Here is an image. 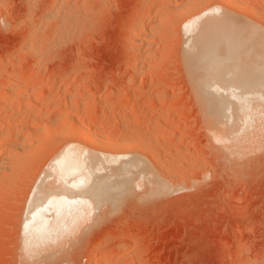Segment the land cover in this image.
Segmentation results:
<instances>
[{
	"label": "rangeland",
	"instance_id": "374dc122",
	"mask_svg": "<svg viewBox=\"0 0 264 264\" xmlns=\"http://www.w3.org/2000/svg\"><path fill=\"white\" fill-rule=\"evenodd\" d=\"M190 1L0 0V96L7 107L0 128L20 124L0 155V264H89L99 255L124 264H264V100L249 95L242 119L231 120L233 134L226 117L224 132L211 128L208 101L194 82L201 71L194 74L197 64L187 62L196 51L184 17L203 6ZM221 1L210 0L218 15L231 13L264 32V0H247L258 19ZM150 2L157 5L147 13ZM10 78L13 89L3 91ZM29 81L33 87L20 91ZM39 95L51 102L38 112ZM67 122L91 133L101 126L106 143L130 142L116 151L123 153L118 161L101 166L113 185L123 176L111 172L127 160L144 163L124 174L131 192L117 207L92 204L89 222L54 249L27 253L22 226L51 154L74 141L87 153L93 148L62 130Z\"/></svg>",
	"mask_w": 264,
	"mask_h": 264
},
{
	"label": "bare ground",
	"instance_id": "6f19581e",
	"mask_svg": "<svg viewBox=\"0 0 264 264\" xmlns=\"http://www.w3.org/2000/svg\"><path fill=\"white\" fill-rule=\"evenodd\" d=\"M222 1L224 3H226L227 6L229 5L233 8L235 7L238 10L244 11L249 15H255L257 17V15H256L257 12H256V10H254L257 7L254 6L255 7L254 8L253 6L249 5L252 0L250 2L247 0H222ZM222 1L220 3H222ZM190 2H191L190 3L191 5L193 4V6H197V4L199 5L200 3L203 4V6L200 9L201 5H199V8H198V10L200 9L199 12L192 14L190 11V13L192 15L189 14V17L186 19L184 17V20H185L184 30L186 32V35L187 34H189L190 36L193 35L192 43H189V44H192L190 47H192L193 50L196 51V53L194 55H190V53H189V55L187 56L188 57L187 62L189 59L188 63H190V61H191L192 63H196L197 66L199 67L198 68L196 66L197 69L193 70L194 65L192 63L189 64V65H191V64L193 65V67H191V71L194 74L198 73L196 71H199V70L201 71V75L197 76V79L195 78L196 76L194 77L196 79V81H194V82L198 83V86L196 85L197 87H199V88L196 87L199 90L198 93H201V96L205 97L206 100L208 101L209 105L206 104L205 106L206 107L209 106L208 108L210 109L211 114H210V111L208 110V108H206L204 110L205 111L208 110L209 112L207 111V114L209 113L211 115V116H209L212 118V122H213L211 125V128L213 127V128H215V130H216V128L222 129V131L221 130L220 131L224 132L223 127L222 128H220V127L223 126V124H224L223 121L226 122L224 120L225 117H226V120L229 118L230 123H231V120H233V119H234L233 120L234 123H235V119H236V123L237 122L239 123V120L242 119L243 111L247 108L249 102L251 101L249 98V95L258 96L260 99L264 100V32L261 31V29H259L257 26L251 25L248 22L239 21V19H236L237 17H235L234 15L231 16V13H230V15L229 14L218 15L217 13L221 9L220 8L215 9L216 7L212 8L213 6H211L210 0H191ZM153 3L150 2V4L147 3L146 6H144L145 7L144 10L147 13L150 12L151 9L157 5L156 3H154V4ZM168 3H169V1H168ZM212 5H214V4L212 3ZM193 6L190 7V5H189L190 9ZM217 6H221V5L218 4ZM249 6H251L252 9ZM159 7H162V6H158V8ZM163 7H165V6H163ZM189 7H187V8L189 9ZM225 7H222V8H225ZM159 9H161V8H159ZM182 9H183V7H182ZM193 9H194V7H193ZM261 11H263V10H261ZM192 12H194V11H192ZM259 16H260V14H259ZM258 17H257V19H258ZM135 24H137V23L135 22L133 24V26ZM134 27H136V25ZM147 38H150V37H147ZM194 74H193V76H194ZM194 78H193V80H195ZM12 81H13V78L8 79L7 84L5 85L6 89L4 88L5 90H3V91H7V90L10 91L11 90V88L13 86L11 84ZM197 83H194V86ZM31 87H33V83H32V81L31 82L29 81L21 87L20 91L25 90V89L29 90V88H31ZM196 92H197V90H196ZM3 96L5 97V95H3ZM201 96H199V99L201 98ZM4 97L0 96V111L1 112L5 111V108L7 109V107H5V105H4V103H5ZM159 101L161 103H166V98L162 97L159 99ZM36 102H37V105L34 108H36L35 111H38L41 109V104H40L41 102L43 104L44 102L49 103L51 101H48L47 99H44L43 96L39 95ZM201 102L202 101H200V103ZM105 104H107V103H105ZM29 110L30 109H28V114L30 112ZM26 113H27V110H26ZM227 113L230 115L229 117L227 116L228 115ZM30 114H31V112H30ZM211 118H208V119H210V121H211ZM8 119H10V118H8ZM90 120L91 119H89V121ZM59 121H60V119H59ZM61 121H62V117H61ZM230 123H229V125H230ZM21 124H22V122H21ZM61 124H63V123H61ZM12 125L13 126H11V127L7 126L8 128L6 127L7 129L5 131L2 128H0V155L5 151V149H7L9 147L8 144L12 143V141H10V140H12V137L14 136V133L16 132L15 130L17 128V125L19 126L20 124H15V125L12 124ZM50 125L53 126L52 124H50ZM55 125H56V123H55ZM57 125H56V127H57ZM67 125H68L67 127L65 126V128H61V129L62 130L64 129L65 132H70V134H71V132H72V134L77 133V135H79L80 138H83L82 139L83 141L85 140L84 142L89 143L93 148H91L92 150L90 149V151L87 153L86 151H84L86 148L84 150L81 149L83 147L77 146L74 143L75 142L74 141V142L66 143L62 147L60 146L61 148L59 147L58 148L59 150L57 149L58 151H55L56 153L54 152L55 153V154H53L54 156H52V154H51L50 157H52V158H51V160L49 159L50 163H49L48 172L45 173L46 174L45 178H42V180L39 182V184L35 188L34 195H33L34 200H33L32 204L30 203L31 206L29 208V211L27 213L26 218H24V222H23V226H22L23 227L22 228L23 229V236H24L23 247L27 253H34L37 250H40L42 248H44L43 250L47 249L49 252H50L51 248L54 249L55 245L63 242L62 240H64L65 237L68 238L69 235L74 233V230L77 229V227L81 223L83 224L84 220L88 216L91 215L92 204H95V206H97L96 208H98L100 210H101V207L104 206L105 204L106 205L111 204V205H113V208H114V205L117 203V201L118 200L120 201L122 199L121 198L122 195L126 194V192H128V194H130V192H131V191L129 192V190L131 189L130 185H129V180L125 179L127 177V175L124 176V174H128V175L131 174V171H129L130 166H131L130 169H132V172H134V168L137 167L140 162L142 164L144 163V162H142L141 159H140L141 161L136 160L138 158H135V157H134L135 160H134V158H133V160L132 159L131 160L129 159V161L127 160V162H125L121 168H117L116 170L111 172V174L115 173L114 174L115 176L116 175L119 177L123 176V177H121V178H123V180H121L122 182L119 183V185H118V183H116L117 186L115 184L113 185V183L111 181L109 182V179H110L109 175L110 174H108L107 176H102L103 174H101V169H102L101 166H103V167L108 166L107 165L108 163L115 162L113 160L118 161V159H116V158L123 156V153L120 150V152L122 153V155H121L120 153H117L116 151L119 149H122V150L125 149L126 147H128L127 144H129L130 142L127 143L128 142L127 141L125 143V142H122L123 141L122 140L121 141L122 143H120L122 146H119V144H118L119 142L118 143H114V142L110 143L108 141L106 143L104 140L101 139V137L99 135V131H100V129H102V128H100L101 126L99 127L100 129L97 128L94 130L95 132L91 133V130L90 131L86 130V129L82 128L81 126H78V124L77 125L75 124V126L73 124H71L73 126H71V125L69 126V124L67 122ZM162 125H164V124H162ZM225 125H227V124L225 123ZM234 125H236V124L232 125V123H231L230 126H232V128L231 127L229 128V126L227 125V127H228L227 129L229 130L228 131L229 134L232 132L230 129L234 130V127L238 126V125H236V126H234ZM47 126L50 128L49 125H47ZM88 126H90V125H88ZM59 127H62V125ZM96 127H98V126H96ZM121 127H122V125H121ZM64 131L62 133H64ZM126 131H127V129H126ZM233 132H232V134H233ZM56 133H58V132H56ZM116 133H118V132L116 131ZM225 133H226V135H228L227 130L225 131ZM211 134H213V133H211ZM125 135H126V133H125ZM158 135H159V133H158ZM15 136H16V134H15ZM31 136H29V137H31ZM63 136H64V134H63ZM119 136H120V134H119ZM67 137H68V135H67ZM75 137H77V136H75ZM215 137H217V136H214V138ZM112 138L114 139V137H112ZM124 138H126V137H124ZM72 139H73V137H72ZM74 140H75V138H74ZM135 141H136V139H135ZM9 142H11V143H9ZM19 142H22V141L20 140ZM77 142H78V140H77ZM131 144H132V142H131ZM57 145H59V144H57ZM27 148L29 149V147H27ZM30 148H32V147H30ZM40 148H41V146H40ZM51 148L49 150H51ZM11 149H13V148H11ZM45 149L46 148H44V150ZM7 150H9V148ZM44 152H46V151H44ZM4 155H6V153ZM123 161H125V160H123ZM21 162H24V161H21ZM25 162H27V161H25ZM4 165H6V164H4ZM135 165H137V166H135ZM133 166H135V167L132 168ZM138 167H137V169L140 168V167L139 168ZM5 171H6V169H5ZM12 171H15L14 168ZM103 172L104 171L102 170V173ZM5 173H2V174H5ZM104 174H105V172H104ZM116 178L118 179V181H120L119 180L120 178H118V177H116ZM50 179H52L53 181H50ZM112 179H113V177H112ZM151 182H153V181H151ZM5 186H7V185H5ZM126 196H128V195L126 194ZM117 205H119V204H117ZM108 209H109V206H108ZM112 211H114V209L110 210V212H112ZM103 213L101 212V214H103ZM105 213L103 215L104 217H105ZM94 214H95V212H94ZM106 214H108V213H106ZM95 220H97V219L95 218ZM95 220L93 219V222ZM98 220H100V219H98ZM88 222H89V217H88ZM80 226L83 227V225H80ZM78 230H79V228H78ZM83 236H85V235H83ZM120 253L122 254V252H120ZM125 255L123 253V255H121L119 257L121 259H123L124 257H126ZM31 256H33V255H31ZM94 257L92 259L93 261L91 260V263H89V264H124L121 260L114 261L115 258H114V260L113 259L110 260L108 257L101 256V255L96 256L95 258Z\"/></svg>",
	"mask_w": 264,
	"mask_h": 264
}]
</instances>
